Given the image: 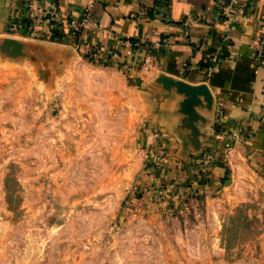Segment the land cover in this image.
Segmentation results:
<instances>
[{
    "label": "rangeland",
    "instance_id": "rangeland-1",
    "mask_svg": "<svg viewBox=\"0 0 264 264\" xmlns=\"http://www.w3.org/2000/svg\"><path fill=\"white\" fill-rule=\"evenodd\" d=\"M53 48L0 49V264H264V163L182 154L139 77Z\"/></svg>",
    "mask_w": 264,
    "mask_h": 264
},
{
    "label": "crops",
    "instance_id": "crops-1",
    "mask_svg": "<svg viewBox=\"0 0 264 264\" xmlns=\"http://www.w3.org/2000/svg\"><path fill=\"white\" fill-rule=\"evenodd\" d=\"M30 1L40 12L33 22ZM223 3L227 0H0V38L20 36L35 48L52 46L61 51L55 63L87 59L139 77L161 107L164 133L178 138L172 147L182 154L216 152L226 164L234 146L264 163L259 52L264 0H238L229 10ZM91 5L89 21L74 32L69 23L82 22ZM50 14L56 16L55 29ZM178 83L205 85L210 95L190 98ZM220 104L225 117L219 126ZM234 132L241 133L237 142L230 139Z\"/></svg>",
    "mask_w": 264,
    "mask_h": 264
},
{
    "label": "built area",
    "instance_id": "built-area-1",
    "mask_svg": "<svg viewBox=\"0 0 264 264\" xmlns=\"http://www.w3.org/2000/svg\"><path fill=\"white\" fill-rule=\"evenodd\" d=\"M238 0H227V4H224L223 3V9L224 10H229L230 7H232ZM91 8H92V5L86 9L85 11V18L83 19L82 22H77L75 20H72L70 23H69V27L70 29H72L74 32H79L80 29L85 26V24L89 21L90 17H91ZM28 10H29V17L30 19L33 21L39 19L40 17V12H39V9L37 8V6L35 5V3L33 1H30L28 3ZM49 20H50V28L51 29H55V25H54V22H56V16L54 14H50L49 15ZM32 35H36V32L34 30H32L31 32ZM259 52L262 55H264V46H261L259 48ZM212 66L208 68L209 72L208 73H211L212 71ZM225 117V108H224V105L223 104H220L218 109H217V115H216V119H217V122H218V125L220 126L223 122V119ZM230 139L237 142L238 140L241 139V133L239 132H234L231 134L230 136ZM213 159V158H212Z\"/></svg>",
    "mask_w": 264,
    "mask_h": 264
},
{
    "label": "water",
    "instance_id": "water-1",
    "mask_svg": "<svg viewBox=\"0 0 264 264\" xmlns=\"http://www.w3.org/2000/svg\"><path fill=\"white\" fill-rule=\"evenodd\" d=\"M28 43L21 42L13 38H3V43L0 49L9 57L20 58L29 56V50L32 49ZM180 92L184 93L190 98H195L198 95L209 97V91L205 85L192 87L187 84L178 83Z\"/></svg>",
    "mask_w": 264,
    "mask_h": 264
}]
</instances>
